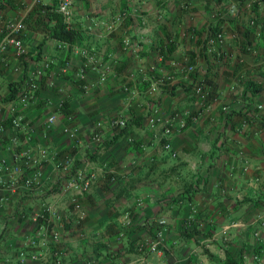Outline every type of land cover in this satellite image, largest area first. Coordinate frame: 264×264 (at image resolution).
Wrapping results in <instances>:
<instances>
[{
  "label": "crops",
  "instance_id": "obj_1",
  "mask_svg": "<svg viewBox=\"0 0 264 264\" xmlns=\"http://www.w3.org/2000/svg\"><path fill=\"white\" fill-rule=\"evenodd\" d=\"M247 1L71 0L76 42L63 48L46 36L40 46V29L24 23L27 54L9 50L0 66V159L12 164L27 138L49 159L22 169L14 186L0 173V264H54L55 258L65 264H138L141 258L145 264H258L250 257L264 258V20L258 39L247 27L250 11L256 21L264 19V3L246 9ZM30 2L2 0L0 31ZM104 24L113 25L110 33ZM218 28L225 33L223 58L204 43ZM79 50L92 53L95 63L86 65ZM42 62L48 67L37 83L38 103L16 108L27 128L15 131L8 124L16 105L5 100L8 84L22 79L21 90ZM184 65L196 75L184 74ZM160 77L169 78L166 85L148 94ZM197 82L209 92L204 105L193 92ZM152 110L160 119L179 116L167 137L163 121L146 125ZM52 113L55 123L46 128ZM66 116L73 141L61 132ZM119 117L127 124L111 142L109 121ZM95 131L98 144L89 140ZM76 171L93 176L81 197L86 218L79 226L72 223L71 192L59 193ZM35 172L38 183L26 186ZM48 207L54 217L37 218ZM157 235L159 253L138 251Z\"/></svg>",
  "mask_w": 264,
  "mask_h": 264
},
{
  "label": "built area",
  "instance_id": "obj_2",
  "mask_svg": "<svg viewBox=\"0 0 264 264\" xmlns=\"http://www.w3.org/2000/svg\"><path fill=\"white\" fill-rule=\"evenodd\" d=\"M41 0H31L30 4L25 8L22 14H19L17 18L13 19H6L2 22L1 31H0V66L2 62V57L5 55L9 50H12L16 57H23L27 54L26 49L24 48L21 42V35L24 31V17L26 13H28L33 7L40 5ZM257 0H248L245 3L246 9H251L252 4L256 3ZM56 13H58L62 19V22L65 24L66 27L70 25L71 19V0H56ZM264 3V1H263ZM2 6V0H0V8ZM234 7H230L228 9V13L234 14ZM247 21V27L252 32V37L254 39H258L260 37V28L257 25V21L255 16H252ZM104 29L107 33H110L113 29L112 24H104ZM231 39L238 38L237 35L231 34ZM225 40V33L222 28H218L213 32L207 33L204 37V43L208 49L211 51L216 52L221 58L226 55L223 51L221 52L220 49L224 46ZM129 39L124 37L121 39V44L124 48L129 46ZM66 43L61 42L59 47L63 48L66 47ZM78 56L86 65H92L95 63L94 55L89 53L85 50H79ZM83 65V64H82ZM48 67L47 62H42L40 68L35 71H32L30 76L25 80L24 87L17 93L16 98L14 100L15 106L10 109V117H9V124L10 127L15 131H22L27 128V124L23 122L22 117L18 112V108H27L31 105H36L38 103V98L36 96V90L38 88V80L42 76L43 71ZM152 71V68H150ZM181 71L186 74L190 75L194 72V67L192 65H184L181 68ZM82 75V70L78 71V77ZM102 77V76H101ZM81 78V77H79ZM169 78H155L151 81L147 92L148 94L154 93L160 87H164L167 83ZM193 92L198 97L199 102L201 105H204L209 97V92L207 91L206 87L202 83H194L193 84ZM17 108V109H16ZM259 110H262L263 107L259 106ZM178 115L175 113H171L165 119H160L157 117L156 110H152L151 114L145 119V123L149 128H154L155 124L160 123L163 121L162 125V136L167 137L170 134L171 124L176 122L178 119ZM55 115L49 114L45 119V127L49 128L50 126L54 125L55 123ZM4 119H0V136L3 133V123ZM127 121L124 118H114L109 121V126L114 130H121L126 127ZM179 127H183V123H180ZM61 132L69 141H73L76 138L75 133L68 127L62 126ZM101 136L99 131H95L90 134L89 140L93 144H98L101 141ZM13 142H16V139H12ZM26 145L20 149V152L13 157V163L8 164L5 160L0 159V173L3 175L8 176L10 180V185L14 186L17 184V178L19 175L22 174V169H37L42 163L48 161L49 153L43 148H33L28 145L29 138L26 140ZM169 144H163V150L169 151ZM69 160H65V163L59 167V169L63 172L67 171L65 167L68 165ZM38 173L35 172L31 181L26 182V186L36 185L38 183ZM93 176L91 174H85L81 171H76L72 176L66 179V181L61 185L59 189V193L64 195L68 192H71V195L68 200V205L70 207V214L72 215V223L75 226L81 225L85 218L86 212L81 203V197L84 193L88 190ZM46 216L54 217L52 210L48 207L42 209V211L38 214L39 219L42 221H47ZM160 223H163L162 221ZM49 239L51 243H56L59 239L58 231L55 228L49 229ZM159 246H161L160 238L157 235L154 240H149L144 243V245H140L138 247V251H141L143 248L148 253H159ZM251 259L253 261H257L258 257L256 255H252ZM138 264H145L144 260L138 259ZM54 264H65L62 263L59 259H54ZM121 264V263H118ZM132 264V263H127ZM165 264V263H159Z\"/></svg>",
  "mask_w": 264,
  "mask_h": 264
},
{
  "label": "trees",
  "instance_id": "obj_3",
  "mask_svg": "<svg viewBox=\"0 0 264 264\" xmlns=\"http://www.w3.org/2000/svg\"><path fill=\"white\" fill-rule=\"evenodd\" d=\"M264 0H259V2H263ZM56 0H53L51 6H35L31 9V12L26 16L24 19V23L29 27H33L35 30L36 28L40 29L42 32V37L39 45L41 46L45 41L44 36L54 39L59 42L66 43L68 45H73L76 42V32L71 29L70 26L66 27L65 24L62 22V19L58 13H56ZM256 3L252 4V7L255 6ZM29 20V21H28ZM24 57V56H23ZM21 57V58H23ZM196 75L195 72L191 73L190 75ZM22 79L18 82H11L8 84V94L5 100H15L16 95L20 92V88L22 87ZM8 121V120H7ZM64 124L68 128L71 124V118L66 116L64 117ZM9 124V121H8ZM2 126H4L2 124ZM125 128L121 130H113L114 134L111 137L110 141H114Z\"/></svg>",
  "mask_w": 264,
  "mask_h": 264
},
{
  "label": "rangeland",
  "instance_id": "obj_4",
  "mask_svg": "<svg viewBox=\"0 0 264 264\" xmlns=\"http://www.w3.org/2000/svg\"><path fill=\"white\" fill-rule=\"evenodd\" d=\"M263 20H264V19L259 18V21H257V25H259V28H260V25H262L261 22H262ZM250 258H251V257H250ZM262 260H264V258L259 256V258H258V260H257V261H258V264H259V262L262 263V262H261Z\"/></svg>",
  "mask_w": 264,
  "mask_h": 264
}]
</instances>
